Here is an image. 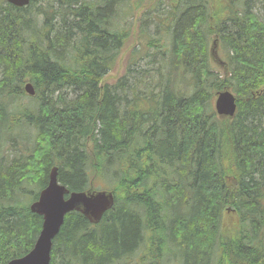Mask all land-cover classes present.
<instances>
[{"label":"trees","instance_id":"16d2710c","mask_svg":"<svg viewBox=\"0 0 264 264\" xmlns=\"http://www.w3.org/2000/svg\"><path fill=\"white\" fill-rule=\"evenodd\" d=\"M128 1L0 0V151L5 133L28 143L0 161V264L33 247L29 203L53 165L71 191L106 180L115 204L96 225L67 213L51 264H264V20L250 0H156L157 74L109 83L125 36L111 17ZM27 81L35 94L12 105ZM225 88L234 117L212 106Z\"/></svg>","mask_w":264,"mask_h":264},{"label":"rangeland","instance_id":"374dc122","mask_svg":"<svg viewBox=\"0 0 264 264\" xmlns=\"http://www.w3.org/2000/svg\"><path fill=\"white\" fill-rule=\"evenodd\" d=\"M129 0L118 6L116 13L111 17V26L114 30H121L124 33V37L121 42V47L119 48L118 54L115 57V62L113 68L106 74L105 80L109 83H116L123 75L130 78L131 81H135V78L141 76L156 75L154 72L156 67L159 65L160 57L158 52L152 50V44L149 41L152 37H157L160 30H157L153 19L156 20L157 13L145 12V9L149 8L150 5L156 0ZM226 2L227 0H223ZM5 2V0H3ZM45 0H37L36 4H44ZM252 4V10L255 11L260 19L264 20V7L260 3V0H250ZM5 5L7 2L4 3ZM255 5V6H253ZM251 6V5H250ZM33 11V7L30 8ZM157 12V11H156ZM161 14V13H159ZM165 37L167 35L164 34ZM166 45V41H164ZM150 47L149 49H147ZM147 49V50H146ZM210 52V62L212 68L218 73L219 76H223L226 73L228 64L226 63L225 55L220 45L218 37L212 35L209 45ZM166 71V70H165ZM164 71V72H165ZM1 77V75H0ZM148 77L146 78V80ZM31 95L25 93L17 96L14 100V104L17 103H27L30 100ZM215 96L212 100V106L214 107ZM28 130V129H27ZM15 141H12L10 136L5 133L3 136V145L0 151V161L6 158L14 156V154H19L20 151H24L28 143L25 144L27 139H22L23 132L16 130ZM3 156V158H2ZM96 188L102 189L110 187V184L103 179L96 180L94 182ZM29 189H33L34 186H29ZM31 198H27L29 201ZM30 201L29 204H31ZM232 213H228V217H224V223L227 227H234V220L231 217ZM173 251V249H172ZM141 254V251L138 252ZM172 260L167 255L164 259V264H172ZM135 262L128 260L123 264H136L139 261L138 255L134 258Z\"/></svg>","mask_w":264,"mask_h":264},{"label":"water","instance_id":"95a60500","mask_svg":"<svg viewBox=\"0 0 264 264\" xmlns=\"http://www.w3.org/2000/svg\"><path fill=\"white\" fill-rule=\"evenodd\" d=\"M16 6H24L30 0H7ZM26 90L34 94L30 83ZM215 109L220 116H234L237 103L235 95L224 89L217 93ZM111 190H96L91 187L83 191H70L58 179V166H53L47 185L41 189L30 209L43 217L41 231L32 249L25 255L11 259L7 264H51L53 240L60 231L65 215L71 211L84 214L91 223H98L104 213L114 204Z\"/></svg>","mask_w":264,"mask_h":264},{"label":"bare ground","instance_id":"6f19581e","mask_svg":"<svg viewBox=\"0 0 264 264\" xmlns=\"http://www.w3.org/2000/svg\"><path fill=\"white\" fill-rule=\"evenodd\" d=\"M55 166H56V165H55ZM51 169H52V168H51ZM50 171H51V170H50ZM32 202H33V201H32ZM32 202H31V203H32ZM114 204H115V200H114ZM114 204L112 205V207L114 206ZM30 205H31V204H30ZM112 207H111V208H112ZM111 208H110V209H111ZM31 211H32V210H31ZM32 212H33V211H32ZM41 228H42V227H41ZM40 231H41V230H40ZM39 233H40V232H39ZM38 235H39V234H38ZM37 237H38V236H37ZM36 239H37V238H36ZM15 258H16V257H15ZM12 259H13V258H12ZM10 260H11V259H10ZM10 260H9V261H10ZM9 261H8V262H9ZM8 262H7V263H8ZM7 263H6V264H7Z\"/></svg>","mask_w":264,"mask_h":264}]
</instances>
